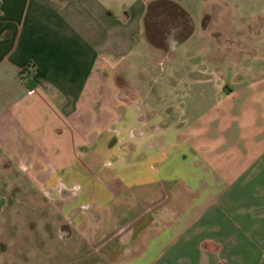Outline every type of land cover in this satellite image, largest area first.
I'll list each match as a JSON object with an SVG mask.
<instances>
[{"label":"crops","instance_id":"0c3cea01","mask_svg":"<svg viewBox=\"0 0 264 264\" xmlns=\"http://www.w3.org/2000/svg\"><path fill=\"white\" fill-rule=\"evenodd\" d=\"M154 1L0 0V222L12 168L17 196L40 199L17 210L59 211L81 264H264V0L239 16L244 0H169L192 32L164 48L145 33ZM223 15L240 38L221 45ZM141 46L181 48L165 82L182 87L139 91ZM233 52L258 75L235 77Z\"/></svg>","mask_w":264,"mask_h":264},{"label":"rangeland","instance_id":"374dc122","mask_svg":"<svg viewBox=\"0 0 264 264\" xmlns=\"http://www.w3.org/2000/svg\"><path fill=\"white\" fill-rule=\"evenodd\" d=\"M219 2H221V0H206L205 11L211 13L222 11L223 14L229 11L230 13V8L228 10L223 4H217ZM258 6H260L258 0H244L243 5L241 4L238 10L236 7L233 8V12H237L236 14H238V16L240 12L252 14L258 9ZM198 18L199 17L196 16V19H194V33L189 40L181 46V48H188L190 52H192L195 49L194 46L201 41L199 39L201 36L199 35ZM212 26L220 28L219 31L221 33V35L212 36V42L224 45L227 43L226 40H230L229 38H232V40L240 38L237 35L229 34L230 20H226L224 15L221 19H216ZM234 42L236 43V41ZM181 48L174 54L169 55L168 60H166V55L164 53L151 50L147 46H141L142 50H139L138 48L136 53L130 56V60L135 59V61L132 60V65L135 67L132 69V81L135 82L138 79H142L140 77L145 78L144 80L147 81L145 85H138L139 91L144 93L147 92L154 96L160 94L162 88L167 92H173L182 87V84H179V80L174 84L166 83V79L171 76L172 65L170 63H177L182 59ZM240 55L243 56L242 60ZM231 56L232 59H229L226 64H232V67L234 69L237 68L236 70L241 73L235 74V77L242 78L244 73L241 71H244L245 69L250 70L249 73L252 77L258 75L255 73L257 71L254 69L257 62L255 57H248V61L246 62L244 54L233 52L231 53ZM237 59L239 60L238 63H236V66L238 67H235L234 64ZM139 61L145 65L147 63L146 61H148L149 67L147 66V68L145 66L146 69H144L143 66L142 68L138 67V64L136 67L135 63ZM186 86L191 87L192 85L190 84ZM225 86H227V84ZM4 172V177H8V180L5 179L3 182L9 184V209L5 213L7 221L3 223L0 222V264H81L80 260L77 258L80 254L81 248L78 243L79 241L73 239L69 242L65 239L68 228L64 226L65 223L62 220L59 211L51 209L50 212L46 206L45 208L47 210L41 214L30 211L26 212L24 219L22 216L23 211H18L17 205L37 203L40 199L30 193V195L26 193L17 196V189L22 187V182L16 179L18 178L17 172L12 168ZM43 202L44 200L41 201L42 204ZM32 215L33 217L39 216L40 220H33ZM27 217H29L28 219L30 220L28 225L25 224L28 221H25L24 223V220H26ZM22 224H24L25 227H23Z\"/></svg>","mask_w":264,"mask_h":264},{"label":"trees","instance_id":"16d2710c","mask_svg":"<svg viewBox=\"0 0 264 264\" xmlns=\"http://www.w3.org/2000/svg\"><path fill=\"white\" fill-rule=\"evenodd\" d=\"M144 27L148 41L159 48L166 46V38L172 31L178 42L185 40L192 32L188 14L169 0H158L148 5Z\"/></svg>","mask_w":264,"mask_h":264},{"label":"built area","instance_id":"2783aa9c","mask_svg":"<svg viewBox=\"0 0 264 264\" xmlns=\"http://www.w3.org/2000/svg\"><path fill=\"white\" fill-rule=\"evenodd\" d=\"M29 71H31V69H29Z\"/></svg>","mask_w":264,"mask_h":264}]
</instances>
